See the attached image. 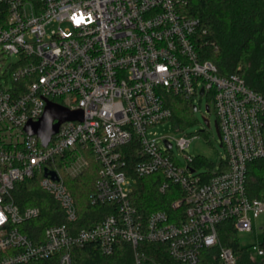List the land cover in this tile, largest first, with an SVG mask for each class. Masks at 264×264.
Wrapping results in <instances>:
<instances>
[{"label":"built area","instance_id":"2783aa9c","mask_svg":"<svg viewBox=\"0 0 264 264\" xmlns=\"http://www.w3.org/2000/svg\"><path fill=\"white\" fill-rule=\"evenodd\" d=\"M187 1L0 0V264H72V248L87 243L105 255L126 243L134 264H164L163 253L196 264L218 246L222 263L235 264L217 225L249 231L264 213V200L245 188L247 163L264 156V94L199 58L200 19L184 13ZM169 94L206 97L224 148L217 164L186 154L181 162L171 139L156 137L170 121ZM47 101L81 119L61 122L43 146L23 127ZM193 137L174 139L180 153ZM88 152L99 163L89 201L114 209L79 225L64 176L81 172ZM148 175L165 207L143 214L135 190ZM32 178L64 223L30 224L39 207L18 206L12 191ZM250 249L263 253L259 244Z\"/></svg>","mask_w":264,"mask_h":264},{"label":"trees","instance_id":"16d2710c","mask_svg":"<svg viewBox=\"0 0 264 264\" xmlns=\"http://www.w3.org/2000/svg\"><path fill=\"white\" fill-rule=\"evenodd\" d=\"M183 11L200 19L195 34L199 58L211 60L221 75H240L249 88L264 94V0H188ZM166 99L172 111L169 120L173 128L182 130L191 121L193 105L172 94ZM86 157L88 164L81 172L75 176H64L74 197L79 225L94 222L114 209L110 203H90L99 163L91 152ZM154 178L148 175L138 180L134 202L143 214L165 207L164 204L157 205L163 201V196L157 192ZM245 188L249 197L264 200V156L247 163ZM12 194L20 207H39L40 215L29 221L39 230L52 223H64L57 204L40 189L36 178L17 182ZM217 231L219 244L232 249L235 264H264V230L258 242L263 251L261 255H256L250 247L239 242L231 221L219 223ZM218 252V246L204 248L196 264H223ZM162 257L164 264H181L172 261L166 253ZM72 264H134V259L132 249L126 243H120L107 255L87 243L72 248Z\"/></svg>","mask_w":264,"mask_h":264},{"label":"rangeland","instance_id":"374dc122","mask_svg":"<svg viewBox=\"0 0 264 264\" xmlns=\"http://www.w3.org/2000/svg\"><path fill=\"white\" fill-rule=\"evenodd\" d=\"M206 97L195 96L192 99L191 105H195L196 109L192 111L191 121L182 130H175L170 121L164 122L156 126L154 129L156 137L162 136L171 139L173 142L172 153L176 155L181 162L185 161L184 155L189 156H204L208 161L217 164L220 157L224 153V148L220 145L219 137L216 133L215 121L216 116L214 111L210 108L206 111ZM204 114L209 119V125L204 123ZM183 131V132H182ZM182 133H187L194 136L185 152H179L175 146V138ZM87 155V154H86ZM203 169V168H201ZM264 230V213L260 214L255 219H252V228L249 231H238L237 237L242 245L252 248L253 245L258 244L262 237Z\"/></svg>","mask_w":264,"mask_h":264},{"label":"water","instance_id":"95a60500","mask_svg":"<svg viewBox=\"0 0 264 264\" xmlns=\"http://www.w3.org/2000/svg\"><path fill=\"white\" fill-rule=\"evenodd\" d=\"M200 94H202V91H200ZM193 109H196L195 105L193 106ZM205 109L208 110L207 105H205ZM74 119H81L80 111H70L60 104L47 101L43 114L35 121H28L23 127V130L28 134L36 135L41 144L45 146L50 137L57 131L61 122ZM204 123L207 125L209 122L207 119H204ZM215 128L219 137V130L216 121ZM169 146L168 143L167 147L169 148ZM51 175L55 177L54 173H51Z\"/></svg>","mask_w":264,"mask_h":264}]
</instances>
